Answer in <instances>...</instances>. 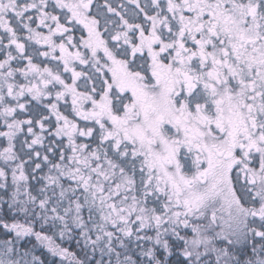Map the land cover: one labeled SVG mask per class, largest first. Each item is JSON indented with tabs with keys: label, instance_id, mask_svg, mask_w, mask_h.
Here are the masks:
<instances>
[{
	"label": "snow or ice",
	"instance_id": "obj_1",
	"mask_svg": "<svg viewBox=\"0 0 264 264\" xmlns=\"http://www.w3.org/2000/svg\"><path fill=\"white\" fill-rule=\"evenodd\" d=\"M0 264H264V0H0Z\"/></svg>",
	"mask_w": 264,
	"mask_h": 264
}]
</instances>
